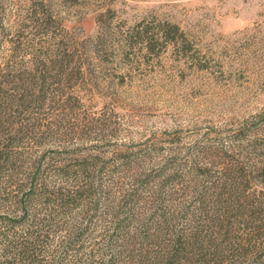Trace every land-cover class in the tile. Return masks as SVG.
<instances>
[{
  "label": "rangeland",
  "instance_id": "1",
  "mask_svg": "<svg viewBox=\"0 0 264 264\" xmlns=\"http://www.w3.org/2000/svg\"><path fill=\"white\" fill-rule=\"evenodd\" d=\"M0 109L21 171L86 192L57 218L87 228L70 260L264 264V0H0ZM235 175L236 218L205 200Z\"/></svg>",
  "mask_w": 264,
  "mask_h": 264
},
{
  "label": "trees",
  "instance_id": "2",
  "mask_svg": "<svg viewBox=\"0 0 264 264\" xmlns=\"http://www.w3.org/2000/svg\"><path fill=\"white\" fill-rule=\"evenodd\" d=\"M2 112L3 110L0 109V124H2L1 120L4 118ZM0 131L6 134V138L4 139L8 141L2 143V147L4 148L0 151V202L1 206L7 204V206L14 207L13 212L0 215V219H6L9 227L30 221V226L26 228L21 236L5 234L3 238H0V264H92L91 256L85 258L76 255V257L74 256L76 258L75 261L70 260L71 249L75 246L76 240L87 230L83 226L84 224L70 227L69 222L67 223L68 225H62L57 220L58 217L69 216L70 209H73L74 205L79 204L80 199L85 198L83 194L86 192L81 191L80 187L74 193L58 185H53L49 188L46 181L42 179L43 165L40 158L31 162L28 170L21 171L23 165H18L16 163L18 160H15L8 152L14 139L13 132H10L6 127L4 129L3 125L2 127L0 125ZM9 170L15 172V174H8L10 172ZM4 173H7V179L5 181L2 180L5 178L3 177ZM69 173L68 171H63L58 175L60 177H66ZM3 182L4 186H2ZM228 182L222 186L220 191H211L213 194L207 195L205 200L209 199L208 201L214 203L215 206L213 204L211 205L215 211H218V207L221 205L227 213H230L227 216L231 217L234 215L236 218V216L242 215L248 208L241 201V195L245 192L242 186L244 179L240 175H235L228 178ZM75 192L79 193V195H76ZM227 194L232 195L231 197L236 196L235 200H230L226 196ZM37 203L42 206L43 211L30 213L32 205H37ZM209 217L211 223L213 222L216 227L219 225L226 226L221 215L216 214L214 217L212 215ZM62 226L66 228V232L68 233L61 241L59 250L48 249L47 246L51 243L52 238L51 232ZM211 240L209 238L208 241ZM202 242L203 244L200 242V248L199 245H194L192 248L196 252L198 249L203 251L208 244H205L204 240ZM112 243H114V240H112L111 236L110 244ZM180 244L181 242L178 244L179 246H175L173 250L164 254L163 258L158 257L159 264H175V261L179 259L180 252L182 251V248H179L181 247ZM107 260L109 261L105 264H112V258H108Z\"/></svg>",
  "mask_w": 264,
  "mask_h": 264
}]
</instances>
